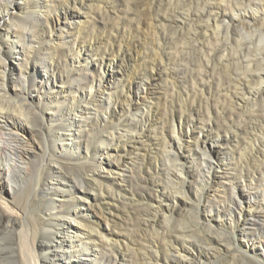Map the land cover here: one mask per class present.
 I'll use <instances>...</instances> for the list:
<instances>
[{
	"label": "bare ground",
	"instance_id": "obj_1",
	"mask_svg": "<svg viewBox=\"0 0 264 264\" xmlns=\"http://www.w3.org/2000/svg\"><path fill=\"white\" fill-rule=\"evenodd\" d=\"M84 3L85 0L65 1L64 11L51 15L55 0H0V155L5 161L0 159V264H14V260L20 264H124L119 251L113 250L109 243L110 237L117 234L113 230L106 233L108 227L101 226L102 230L93 227L90 223L95 221L88 210L114 182L106 178L104 170L120 165L122 147L113 141L118 137L110 135L108 143L105 133L111 125L125 128L128 123L121 121V116L138 112L128 127L135 130L145 110L139 108L140 97L133 90L135 82L125 84L128 91H133L132 98L121 104L118 98L112 103L113 58L95 53L93 45L84 50L75 47L76 33L70 19L75 23L74 19L80 15L76 7ZM194 14L201 22L205 21V29L211 27V38H218L208 49L210 54L217 63L225 60L224 75L201 79V85L208 84V90L214 87L218 94L230 99L252 101L255 108L246 112L253 121L252 129L258 132L253 134L255 139L264 142V0H207ZM58 49L65 55V69L58 66L60 61L55 57ZM10 56L19 71L18 86L15 80L7 78ZM211 66L214 70L215 62ZM231 67L232 72L226 73V68ZM60 102L64 107L52 109V105ZM33 119L39 123L33 124ZM190 119L189 112L172 114L171 137H163L162 144L173 152L174 160L182 152L183 137L194 138L201 150L206 175L196 185L195 195L203 198V210L208 212L202 218L205 226L238 230L245 251L253 246L250 236L257 238L264 248V170L248 181L225 185L221 180L219 185L224 186L225 192L222 191L223 196L216 195L218 177L209 160L213 146H220L227 139V133L222 132L228 126L210 123L200 126ZM184 127L189 129L185 132ZM213 136L216 139H211ZM42 137L49 148L43 146ZM39 148L45 150L46 163L35 167L36 178L30 184V194L23 192L17 197L14 185L29 171L26 160L29 152L36 153ZM71 162H85L79 166L76 178L69 175L73 170L65 168ZM183 167L182 162H174L173 185L184 183ZM152 183L146 195L147 207L138 216L147 217L154 226L158 219L168 221L173 213L180 212L188 196L180 189L177 192L182 196L171 200L161 183L156 180ZM226 191L230 194H225ZM254 204L259 211L253 210ZM177 228L182 230L180 237L170 238L163 246L165 251L152 253L156 264H194L195 260L197 264H208L206 260L214 253L211 249H218V244L224 241L220 236L197 234L203 241L202 247L196 244L197 239L181 238L188 231L189 238L193 237L191 228ZM13 232L20 240L17 252L5 249L4 245V235ZM154 241L150 239L151 247ZM261 254L264 256V249Z\"/></svg>",
	"mask_w": 264,
	"mask_h": 264
},
{
	"label": "rangeland",
	"instance_id": "obj_2",
	"mask_svg": "<svg viewBox=\"0 0 264 264\" xmlns=\"http://www.w3.org/2000/svg\"><path fill=\"white\" fill-rule=\"evenodd\" d=\"M65 1L68 0H55L56 6L50 14L63 12ZM204 1L207 0H85L83 5L76 7L80 15L74 19L75 23L70 19L76 33L75 47L84 50L87 45H93L95 53L113 58L115 75L110 79L112 103L118 98L120 104L130 96L132 98L133 91H128L125 84L135 82L133 90L140 97L139 108L145 110V116L138 123L139 126L137 124L134 127L135 130L128 127L138 112L121 116V121L128 123L125 128L111 125L105 133L108 143L111 142L110 135L118 137L113 141L122 147L118 157L120 165L116 166L114 162L113 170H104L106 178L114 182L107 191H102L103 196L99 195L97 204L88 210L91 220L95 221L90 223L93 227L101 230V226L108 227L106 233L113 230L117 234L115 238L110 237L109 243L113 250L119 251L124 264H156L152 253L164 250L163 246L173 236L180 237L182 230L177 227L191 228L195 235L189 238L188 231V235L181 238L197 239L196 244L202 247L203 241L198 236L204 234L220 236L224 240L218 244V249H211L214 253L210 251L212 257L206 260L208 264H264V256L261 254L264 248L257 238L249 235L253 246L245 251L238 230L219 225L212 229L205 226L202 218L208 212L203 210V198H197L195 191L196 185L206 175V168L195 139L182 138V152L179 151L177 160L173 159V152L162 144L163 137H171L172 114L189 112L190 122L195 125L210 123L228 126L227 131L222 132L227 133L226 141L222 140L220 146H213L212 159L209 160L218 177L214 187L216 195H224V186L219 185L221 180L225 185L231 181H248L264 170V142L255 139L253 134L257 135L258 132L252 129L253 121L249 120L246 112V109L255 108V105H252V101L234 97L230 99L218 94L214 87L208 90V84L203 86L200 83L201 79L223 76L222 64L225 61L217 63L208 51L218 38H211V27L205 29V21L201 22L194 14ZM55 57L60 61L58 66L65 69V55L61 50L55 51ZM212 58L216 67L214 70L211 66ZM15 64V59L10 56L7 78L9 81L15 80L18 86L19 71ZM231 69L226 68V73L232 72ZM51 107L60 109L64 103ZM34 123L39 122L33 119ZM32 128L38 130L37 126ZM184 128L185 132L189 129ZM198 133V130L194 133L195 138ZM42 139L43 146L49 148L45 138ZM211 139L216 138L213 136ZM44 152L40 148L36 153L29 152L26 159L29 171L21 175L18 184L14 185L17 197L23 192L30 194V184L36 178L35 167L46 163ZM0 159L4 161L1 155ZM174 162H182L184 166L183 184L171 183V180H176L171 179L172 172L176 171ZM82 164L85 162H71V165L65 167L67 171L73 170L70 177L79 176V166ZM96 170H99L98 167ZM153 180L159 185L161 183L171 200L175 196H182L177 192L180 189H184L188 196L180 206V212L173 213L168 221L158 219L154 226L147 217L138 216L140 210L147 207L146 195L152 188ZM225 194H230V191ZM253 210H258L257 205H253ZM247 226L254 227L253 224ZM4 237L5 249L17 252L20 241L18 235L13 232ZM105 237L109 239L108 234ZM150 239L156 241L152 247ZM9 245L10 249L7 247ZM16 258L18 260V256ZM8 260L13 263V259ZM14 264H20V261L14 260ZM194 264H197L196 260Z\"/></svg>",
	"mask_w": 264,
	"mask_h": 264
}]
</instances>
